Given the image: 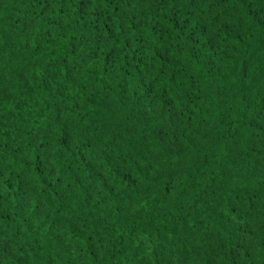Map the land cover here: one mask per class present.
I'll return each instance as SVG.
<instances>
[{
	"label": "trees",
	"instance_id": "obj_1",
	"mask_svg": "<svg viewBox=\"0 0 264 264\" xmlns=\"http://www.w3.org/2000/svg\"><path fill=\"white\" fill-rule=\"evenodd\" d=\"M0 86V264H264L260 0H0Z\"/></svg>",
	"mask_w": 264,
	"mask_h": 264
},
{
	"label": "snow or ice",
	"instance_id": "obj_2",
	"mask_svg": "<svg viewBox=\"0 0 264 264\" xmlns=\"http://www.w3.org/2000/svg\"><path fill=\"white\" fill-rule=\"evenodd\" d=\"M34 2L35 3H39V4H43L44 3V0H34ZM108 2L109 3H114L115 2V0H108ZM125 2H127V3H131L132 2V0H119V3H125ZM180 2H182V0H177V3H180ZM260 2L262 3V4H264V0H260ZM167 3H169V0H161V6H163V5H166ZM140 6H142V3H141V5ZM217 6H218V4H217ZM119 7V4H117V8ZM12 97L11 96H8L7 94H6V90H4L3 88H2V86H0V102H2L4 99H11Z\"/></svg>",
	"mask_w": 264,
	"mask_h": 264
}]
</instances>
